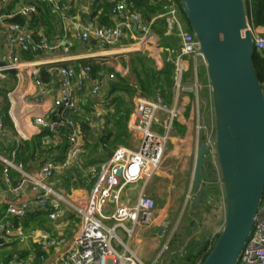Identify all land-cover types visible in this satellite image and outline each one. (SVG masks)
I'll list each match as a JSON object with an SVG mask.
<instances>
[{
    "label": "built area",
    "instance_id": "obj_1",
    "mask_svg": "<svg viewBox=\"0 0 264 264\" xmlns=\"http://www.w3.org/2000/svg\"><path fill=\"white\" fill-rule=\"evenodd\" d=\"M11 0H0V12L3 6ZM36 3H46L63 20H70L67 16L69 4L67 0H36ZM166 13L162 17L166 20V36L174 35L179 39V48L173 59L175 84L177 91L180 89L182 79L183 61L185 58L202 60L199 43L195 34L190 29L183 13L180 0H169ZM124 3H116L112 14L124 13ZM36 12V4L23 3L7 15L0 18L11 19L16 16L29 18ZM128 15L124 21L115 26H96L83 23L81 29L76 31V38L82 42L91 39L101 45H116L125 35L127 30L132 34L133 42L128 45H119L112 52L114 55H123L133 52H142L146 49L160 50L159 37L151 31L150 23L142 22L138 13H131V21L136 24V33L128 22ZM258 28V27H257ZM255 27L247 22V29L252 35L254 49L264 52V35L257 32ZM7 47L0 58V83L3 82L9 69H13L16 75L26 72L35 77L38 87L37 95L33 97L35 104L45 102L48 84L39 77L40 64L35 61H23L19 54L29 53L32 50L42 54H49L62 47L59 43L49 44L40 37L38 41L33 39V32L26 26L10 23L7 26ZM66 52L67 48L64 47ZM168 52H170L167 49ZM46 74L50 79L58 81V95L52 102L50 112L41 113L32 119L33 125L43 132H47L59 145L66 141V150L60 163L53 160H45L36 171H25L21 163H15V152H11L13 160H7L0 156L3 166L2 181L9 187L10 193L17 198H24L19 203L9 204L6 214L15 219H23L28 211L40 209L46 212L50 221L62 218L64 207L69 208L78 218V229L69 244L66 254L60 259L59 264H137L136 258L117 234L118 230L124 232L125 239L133 236L136 227L157 228L156 205L152 197L141 191L134 204L129 205L121 200V193L127 184L140 180L150 179L161 165L172 127L175 119L180 114V107L175 98L173 104L165 102L157 93L153 98L138 97L134 108L127 121L128 132L138 141L134 149L118 146L110 157L102 163L98 169L92 167L89 171L94 179V184L85 200L72 202L66 195L57 192L49 182L57 171L78 168L83 154L84 134L76 125L75 118L83 114L82 107L78 104V96L89 88L91 95L98 96L102 92V80L115 78L114 74L105 75L99 72L93 75L89 65H84L79 71L64 64L50 65L46 68ZM1 85V84H0ZM10 105H14L13 93H8ZM27 102V99H23ZM202 131L203 125H197ZM211 127L207 130L208 154L210 160L216 159L215 139L211 136ZM160 130V131H159ZM6 136L2 119L0 117V137ZM215 164V163H214ZM18 172L19 177L13 180L10 170ZM28 193L31 195L27 198ZM1 195V193H0ZM112 205L110 217L104 216L107 206ZM111 220L112 226L105 223ZM129 223L131 228H127ZM6 223H0V244L7 232ZM63 240L43 235L40 242L41 250L59 247ZM120 247L122 251H118ZM0 264H28L18 253H14L7 261ZM237 264H264V192L255 218L253 231L246 241Z\"/></svg>",
    "mask_w": 264,
    "mask_h": 264
},
{
    "label": "crops",
    "instance_id": "obj_2",
    "mask_svg": "<svg viewBox=\"0 0 264 264\" xmlns=\"http://www.w3.org/2000/svg\"><path fill=\"white\" fill-rule=\"evenodd\" d=\"M67 1L69 4L67 16L71 19L63 20L55 13V19L52 21L53 33L49 39L44 35L43 29L38 31L39 38H44L49 44L59 43L62 47L49 54H42L33 50L29 53L19 54L23 61H35L42 64L39 70V77L48 84L45 102L38 105L32 100L38 92L35 77L28 75L26 72L20 75L8 73L6 79L0 83V108L3 106L5 99L1 93H6V101L9 104V117L16 132L14 140L16 142L30 141L43 132L33 125V117L41 113L50 112L52 110V102L58 95V81L56 79H50L45 72L48 66L64 64L72 67L75 71H79L82 66L89 65L91 70L94 71L92 72L93 75L99 72L105 75L114 74L115 78L113 80L104 77L100 95H91L87 87L78 96V104L84 111L82 115L75 118L76 125L79 127L80 132L84 134V150L81 155L80 166L78 168L72 167L68 170L57 171L53 179L49 182V185L54 190L66 195L72 202H79L87 198L94 184V179L89 174L90 169L92 167L98 169L113 152L108 153L104 159L101 149L93 150L91 148L94 145L96 146V142L105 133V129L113 126V117L117 112V108H121V114L125 113L124 109H128L126 106L120 107V103L124 104L130 98L127 92L116 90V85L124 83L135 89V96L153 98V92L157 94L159 90L153 91L151 96H144L137 88L135 72H142V62H149L156 71H160L164 65L163 58L168 51L159 46L160 50H153L150 47V49L142 52L114 55L112 52L117 46L128 45L133 42L132 34L130 35L127 30H125V35L116 45H101L94 39L88 42H82L76 38V31L81 29L83 23L96 26H115L117 23L123 22L125 15H128V22L131 24L133 30L134 24L130 18L131 13L126 10L124 13L112 14L113 8H105L102 0ZM112 1L124 3V0ZM36 2V0H11L3 6L0 15L11 13L23 3L37 4ZM8 24L10 22H8L7 18H0V58L7 47L6 29ZM256 31L264 35V27H258ZM135 33L136 30L134 31V35ZM64 47L67 48L66 52L63 51ZM182 65L184 72L180 83L181 88L178 91L174 88L173 97L168 102V104H173L176 98L180 107V114L173 123L172 132L161 165L150 179L127 184L121 193V200L129 205L134 204L142 190L152 197L156 205L155 227L165 226L164 234L167 228L164 220L168 219V222L170 221L169 214L176 212L178 209L176 208L178 207L177 203L175 204L177 197H183L185 194V199L180 207L178 217V232L173 236L179 235L187 224L190 226V222L193 221V216L200 212H192L191 210L193 171L197 150L201 144V131L197 129V125H203L205 122L203 121V115L207 111H209L210 115L211 113L213 114L211 85L208 79L205 61L200 58H185ZM8 93H13V106L10 105L7 98ZM24 98L27 99V102L23 100ZM112 101L116 102L113 103ZM132 101L133 105L130 108V113L134 108L135 97H133ZM50 139L53 141L52 144L56 146L57 144L54 142V139L49 135L44 137L45 144H50ZM4 142V139L0 137V156L7 160H13L11 155L2 154ZM62 143L66 145L65 139L62 140ZM137 143V139L129 133L128 146L123 147L134 149ZM64 153L65 151L63 153L54 151L52 156H50L54 158L53 161L55 160V163H60ZM61 155L62 157L59 159L58 157ZM41 163L38 167L29 170L23 167V169L25 171H36L39 169ZM70 175H74L75 177L79 176L80 184L83 186L68 190L65 185V180ZM10 176L13 180H16L19 174L12 169L10 170ZM130 186L132 188H138L136 195H131L129 190ZM210 190H213L212 186L205 191L206 193H211ZM0 193V223H6L8 226V230L4 234V239L0 244V260L7 261L14 253H18L28 264H59L60 259L66 254V250L78 229L79 221L75 214L69 208L64 207L62 218L57 221H50L44 210L33 209L28 211L25 218L15 219L6 214V208L9 204L19 203L24 198L21 197L19 199L10 193L9 187L2 181V174L0 176ZM30 196L28 193L27 198ZM187 205H189L187 213L180 218L181 211L184 212ZM202 208L200 209L201 211L204 210ZM112 211V205L107 206L104 211V216L110 217ZM185 215L189 219L187 223L184 221ZM105 223L109 226L113 224L111 220H105ZM125 226L131 228L129 223H125ZM141 232L147 233L150 242H153L154 238H162L164 234L161 237L155 232V228L136 227L133 236L130 239H126L127 242L124 240L131 254L135 256L137 264H149L151 263L152 257L155 256L157 249L148 244V237H143L140 234ZM43 235L62 239L63 244L59 247L43 251L40 247ZM145 248L150 253L146 252L144 250Z\"/></svg>",
    "mask_w": 264,
    "mask_h": 264
},
{
    "label": "water",
    "instance_id": "obj_3",
    "mask_svg": "<svg viewBox=\"0 0 264 264\" xmlns=\"http://www.w3.org/2000/svg\"><path fill=\"white\" fill-rule=\"evenodd\" d=\"M180 4L198 40L211 85L216 163L224 195V226L201 264H237L264 192V90L253 63L252 35L244 0H180ZM207 154V145L201 143L192 178V212L201 209L205 199L203 172L214 176V162L206 159ZM164 231L165 226L155 229L161 237Z\"/></svg>",
    "mask_w": 264,
    "mask_h": 264
},
{
    "label": "trees",
    "instance_id": "obj_4",
    "mask_svg": "<svg viewBox=\"0 0 264 264\" xmlns=\"http://www.w3.org/2000/svg\"><path fill=\"white\" fill-rule=\"evenodd\" d=\"M100 1V0H99ZM104 2V7L112 9L117 2L112 0H102ZM169 0H124V5L129 13H138L141 17L142 22L149 24L153 33L159 37V46L168 49L170 52L165 53L163 58L164 65L160 71H156L149 62H142V72L136 73L135 77L137 79V88L144 96H151L153 91H158L163 97L165 102H170L173 97V92L175 88V72L173 59L175 57L176 51L179 48V39L174 36H166V20L162 17L166 13V7L170 5ZM244 7L247 16V22L255 28L264 27V0H244ZM55 19V12L46 3H37L36 12L32 14L29 18H23L20 16L8 19L10 23H17L26 26L29 30L33 32V39L35 41L39 40L38 31L40 29L44 30V35L49 39L53 33L52 21ZM253 63L255 71L260 84L264 90V52L254 51ZM94 72L93 70H91ZM116 90H122L127 92L129 98L135 93V89L129 87L128 85L122 83L116 85ZM1 92V91H0ZM5 98L3 101V106L0 108V117L3 122L6 136L3 138V155H11V152H15L14 161L21 163L23 167L27 170L38 165L45 160H53L52 153L65 151V144L61 143L59 145L52 144L53 141L50 139V144H45L44 137L49 135L47 132H42L40 135L36 136L30 141H18L16 142L14 138L16 137V132L13 123L9 117V104L6 101V93H1ZM118 101V100H117ZM113 103L116 101H112ZM122 104V103H120ZM122 107V106H120ZM124 107V105H123ZM121 108H117V112L113 117V126L111 128H106L105 133L100 136L91 149L97 150L101 149L103 158L107 157V154L114 151L118 145L128 146L129 133L127 131L126 121L130 113V108L124 109L125 113H120ZM203 126L207 129H203L200 135V142H207V130L213 125V132L215 139V129H214V116L207 111L203 115ZM51 137V136H50ZM52 138V137H51ZM51 155V156H50ZM54 157V156H53ZM62 155L58 157L61 159ZM206 159L210 160L209 155ZM55 161V160H54ZM3 166L0 162V176L2 174ZM214 175V168H213ZM78 181V182H77ZM213 181V180H212ZM66 188L77 189L82 187L80 184L79 176L70 175L68 179L65 180ZM64 182V183H65ZM213 197L212 200L216 202L217 208H220L219 198H218V185L214 181L212 183ZM217 190V191H216ZM204 206V204H202ZM208 209V208H206ZM185 232V228L181 230ZM181 232V233H182ZM180 233V234H181ZM179 235L173 236L170 244L179 239ZM220 234V233H219ZM219 234L215 237L209 250L204 254L200 264L205 260L210 251L213 248L215 240L218 238ZM169 244V246H170ZM194 247H189L181 257L177 254H167L164 253L159 261L160 264H188V261L192 260V253Z\"/></svg>",
    "mask_w": 264,
    "mask_h": 264
},
{
    "label": "rangeland",
    "instance_id": "obj_5",
    "mask_svg": "<svg viewBox=\"0 0 264 264\" xmlns=\"http://www.w3.org/2000/svg\"><path fill=\"white\" fill-rule=\"evenodd\" d=\"M176 88V87H175ZM181 88V85H180ZM139 90V89H138ZM140 91V90H139ZM136 93H134V95L132 96V98H130V100L128 99L127 102H125L124 104H120L121 106H126L127 108H131L133 105V97H135V101L138 97L140 96H135ZM134 101V103H135ZM211 136L212 138L214 137V132H213V125L211 127ZM214 176H213V185H214V181L217 183L218 188H219V192H218V198H219V202L218 204H220V208H217V204L216 202H214V200H212L213 195V190H210L211 193H206L205 191V195L206 198L204 199V206L202 209L204 210H197L200 211L198 212L199 214L194 215L193 216V226H187L185 227V232L183 231L182 234H180L179 239L175 240V242H173L172 244H170L173 235L175 233L178 232V217H179V212H180V207L183 204V200L185 199V194L183 195V197H177L175 204L177 203L176 208L177 211L176 212H172L169 215V222L168 219L164 220L165 225H167L166 228V232L164 234V236L162 238H154L153 242H150L149 236L147 235V233H140L143 237L147 236L148 241H149V245H152V247H154L155 249H157L155 251V256L152 257L151 259V263L149 264H160L159 263V259L158 258L160 255L167 253V254H177L178 256H182L185 255L187 249L189 247H194V251L192 253V260L188 261V264H200L202 258L204 257V254L209 250L212 242L214 241L215 237L221 232L223 226H224V195H223V191H222V186H221V177H220V172L218 169V165L216 163V159L214 158ZM203 177V175L201 176ZM131 195H136L138 188H132V186H130L129 188ZM179 190V189H178ZM217 191V190H216ZM67 192V191H66ZM180 205V206H179ZM192 205V202H191ZM189 205H187L185 211H181V216H183L185 213H187L188 207ZM208 208V209H206ZM196 211V212H197ZM188 218L186 217V215L184 216V221L187 223L188 222ZM183 221V223H184ZM117 234L122 237L125 241V237H124V233L122 230H118ZM159 236V235H158ZM146 238V237H145ZM146 239V240H147ZM152 239V238H151ZM127 242V241H126ZM170 244V246H169ZM116 249L118 251H122V249L120 247H116ZM146 252L150 251L148 249H144ZM157 256V257H156Z\"/></svg>",
    "mask_w": 264,
    "mask_h": 264
},
{
    "label": "flooded vegetation",
    "instance_id": "obj_6",
    "mask_svg": "<svg viewBox=\"0 0 264 264\" xmlns=\"http://www.w3.org/2000/svg\"><path fill=\"white\" fill-rule=\"evenodd\" d=\"M202 179L205 181V187H204V190L211 188V186H212V180H213L212 175H211V176H208V175H207V172H203V177H202ZM203 202H204V201H203ZM190 226H191V225H190Z\"/></svg>",
    "mask_w": 264,
    "mask_h": 264
}]
</instances>
